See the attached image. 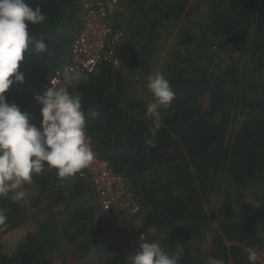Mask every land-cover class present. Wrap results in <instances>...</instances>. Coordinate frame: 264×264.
I'll return each mask as SVG.
<instances>
[{
    "label": "trees",
    "instance_id": "16d2710c",
    "mask_svg": "<svg viewBox=\"0 0 264 264\" xmlns=\"http://www.w3.org/2000/svg\"><path fill=\"white\" fill-rule=\"evenodd\" d=\"M25 2L46 16L29 25L46 48L26 52L19 66L24 82L5 96L39 127L42 105L34 97L69 61L82 0ZM119 2L113 20L126 27L122 67L130 73L104 64L69 91L82 97L93 152L123 176L137 203L136 223L128 228L115 214L102 215L90 180L79 173L61 180L55 169L33 172L29 206L0 198L7 217L0 237L24 229L9 251L0 250V264H51L54 248L60 264H131L140 233L170 254L183 248L179 264H207L209 257L249 264L247 249H264V0ZM180 20L155 72L175 93L156 128L146 115L145 96L153 102L146 80L164 27ZM152 138L156 147H147ZM213 193L222 199L210 214ZM256 264H264V254Z\"/></svg>",
    "mask_w": 264,
    "mask_h": 264
},
{
    "label": "clouds",
    "instance_id": "9594fccd",
    "mask_svg": "<svg viewBox=\"0 0 264 264\" xmlns=\"http://www.w3.org/2000/svg\"><path fill=\"white\" fill-rule=\"evenodd\" d=\"M120 4V2H119ZM46 20L41 8H33L25 0H0V198L20 202L25 183L32 182V173L55 169L63 180L88 168L94 153L86 142V121L82 111V97L69 91L82 78L71 67L63 70L64 86L50 87L35 100L42 105L40 126L30 123V116L15 104H9L5 93L14 83L22 84L24 74L19 71L26 52L44 51L45 42L29 33V25ZM147 88L153 96L146 115L156 128L161 127V109H168L175 99L168 80L161 74H150ZM153 133V137H154ZM147 147H156L154 138L145 141ZM7 220L0 209V225ZM139 246L130 257L131 264H179L183 248L169 253L148 234L139 237ZM249 264H256L264 249H247ZM207 264H224L223 260L209 257Z\"/></svg>",
    "mask_w": 264,
    "mask_h": 264
},
{
    "label": "built area",
    "instance_id": "2783aa9c",
    "mask_svg": "<svg viewBox=\"0 0 264 264\" xmlns=\"http://www.w3.org/2000/svg\"><path fill=\"white\" fill-rule=\"evenodd\" d=\"M118 10H122L119 0H82L81 24L70 40V57L65 67H71L82 76L98 72L104 64L120 71L129 50L125 25L113 20ZM65 67L49 77L46 90L64 86ZM86 142L92 147L87 135ZM79 175L90 180L96 194L94 203L100 207L101 214L108 217L115 214L130 228L139 207L131 199L123 176L112 171L107 161L99 159L95 153L90 166Z\"/></svg>",
    "mask_w": 264,
    "mask_h": 264
},
{
    "label": "rangeland",
    "instance_id": "374dc122",
    "mask_svg": "<svg viewBox=\"0 0 264 264\" xmlns=\"http://www.w3.org/2000/svg\"><path fill=\"white\" fill-rule=\"evenodd\" d=\"M194 18L195 19L197 18V14L194 15ZM184 23H185V21L180 20V21H178L175 24H171V25L167 24V26L164 27V29H165L164 31L165 32L162 35L163 39H162V42H161L162 50H161V52L159 54V58H158V60H157V62L155 64L154 69H153L151 74H155V72L158 71V68H159V65H160L161 61H163V59H167L166 58V52L168 51L170 45L172 44V40L174 39V35L180 28H182ZM120 72L122 74L130 73V71L128 70V68L125 65H123V67L120 69ZM146 82H147V80H146ZM146 90H147V92L150 93L148 88ZM142 93H144V92H142ZM145 97H146L147 103L150 104L149 95H147ZM226 189H227V187H226ZM19 190L23 191L25 193L24 199L21 200V205L24 206V207L29 206L30 202H31V199H32V197L34 195V190L29 187V183H25L21 187V189H19ZM221 199L222 198H221V196H219V194H217V193L211 194V202H210V204L207 205L208 213L212 214L211 209L213 208L214 205H216L218 207L220 202H221ZM30 210L31 211H35V208L33 207V208L29 209V211ZM24 212H22V214L24 216H27L28 215L27 214L28 210H27V212H25V213ZM133 223H136V221L133 220ZM133 223L130 226H132ZM21 234H24L23 227L22 228L21 227H17L15 229L8 230L7 232H5L0 237V250L9 251L8 248H10L12 245H14L19 240ZM206 243H208V241ZM51 253H53L51 255L52 257H51V260H50L51 264H60L58 256H57V254H58L57 250L54 248L53 252H51Z\"/></svg>",
    "mask_w": 264,
    "mask_h": 264
}]
</instances>
